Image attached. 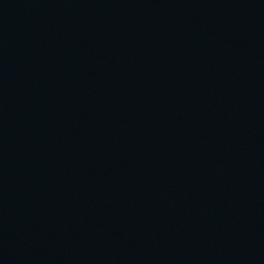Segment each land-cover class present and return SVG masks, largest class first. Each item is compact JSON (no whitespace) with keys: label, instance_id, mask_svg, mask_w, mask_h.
<instances>
[{"label":"water","instance_id":"1","mask_svg":"<svg viewBox=\"0 0 264 264\" xmlns=\"http://www.w3.org/2000/svg\"><path fill=\"white\" fill-rule=\"evenodd\" d=\"M0 264H264V0H0Z\"/></svg>","mask_w":264,"mask_h":264}]
</instances>
